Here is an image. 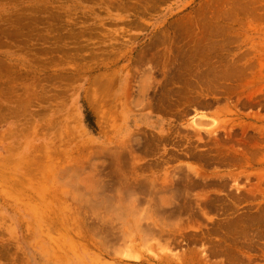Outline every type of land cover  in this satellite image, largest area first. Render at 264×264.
<instances>
[{
	"label": "rangeland",
	"instance_id": "rangeland-1",
	"mask_svg": "<svg viewBox=\"0 0 264 264\" xmlns=\"http://www.w3.org/2000/svg\"><path fill=\"white\" fill-rule=\"evenodd\" d=\"M0 264H264V0H0Z\"/></svg>",
	"mask_w": 264,
	"mask_h": 264
}]
</instances>
